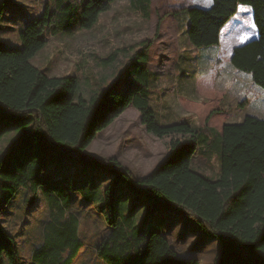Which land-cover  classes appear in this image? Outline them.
<instances>
[{"label": "trees", "instance_id": "1", "mask_svg": "<svg viewBox=\"0 0 264 264\" xmlns=\"http://www.w3.org/2000/svg\"><path fill=\"white\" fill-rule=\"evenodd\" d=\"M10 1L0 0V21ZM115 1L83 0L78 28L91 30ZM132 2L148 18L151 0ZM55 5L54 11L46 5L42 16L20 30L21 49L0 46V117L13 121V128L25 130L12 144L13 151L8 149L0 159V215L20 191L26 206L36 201L40 190L50 191L46 192L62 205L51 212L43 244L33 252L32 261L73 264L82 242L76 218L66 221L63 217L74 192L85 202L102 203L109 231L97 246V255L105 264H200L195 257L180 256L161 232H142L134 215L121 223L116 196L126 187L153 198L159 206L196 217L201 229L216 239L213 264H264V115L246 116L241 123L225 122L227 91L217 87L218 77L230 63L264 89V0H211L208 8L182 10L190 43L198 48L218 47L213 67L195 78L201 99L179 98L184 109L198 116L201 129L213 127L220 133V176L215 180L194 167L200 143L207 144L205 137L198 140L201 130L186 122L157 121L149 90L152 41L132 48L135 52L128 63L134 65L124 66L129 70L123 89L118 75L89 98L78 93V77H51L31 63L47 37H54L63 25L59 17L53 32L47 31L51 17L61 16L66 8L59 0ZM240 29H244L241 41L235 36ZM129 106L139 112L149 134L170 137L163 159L143 177H134L114 158L87 153L96 135ZM68 159L74 161L71 169L81 166L75 178L71 172L61 175ZM55 166L58 174L52 180ZM0 264H23L15 237L1 223Z\"/></svg>", "mask_w": 264, "mask_h": 264}, {"label": "rangeland", "instance_id": "2", "mask_svg": "<svg viewBox=\"0 0 264 264\" xmlns=\"http://www.w3.org/2000/svg\"><path fill=\"white\" fill-rule=\"evenodd\" d=\"M56 1L11 0L0 21V46L5 49H21L20 30L42 16L46 5L54 11ZM82 1L59 0L66 8L61 16L51 17L52 24L47 31L53 32L59 17L63 25L54 32V37H47L45 47L31 59V63L51 77H78V93L89 98L118 75L121 77L118 86L123 89L128 70L134 65V62L128 63L130 56L141 42L152 41L149 50V90L157 121L163 124L186 122L194 129L201 130L198 140L201 142V138L205 137L207 144L200 143L194 167L205 177L217 179L220 176V133L213 127L201 129L198 116L184 109L179 101L181 96L201 99L195 87V78L213 67L218 51L217 46L198 48L190 43L187 31L183 30L186 14L182 10L188 7L208 8L211 2L151 0L147 18L135 7L133 0H116L91 30H81L77 23ZM175 16H178L177 38L172 34ZM172 42L178 46V51H175ZM132 48L135 49L132 51ZM113 54L115 59L105 61ZM125 65L130 66L125 69ZM227 65L230 68L226 67L217 79V87L227 91L223 102V108L228 113L225 122L241 123L246 116L262 118L264 89L253 82L250 74L237 70L230 63ZM219 118H216V122L220 121ZM24 132L13 128V121L0 117V159L8 154V149ZM169 141L168 136L158 138L149 134L141 124L139 112L129 106L113 124L96 135L87 153L101 159L114 158L128 168L134 177H143L152 172L163 159ZM72 162L66 160L61 175L67 177L71 172L73 178L77 177L81 166L71 169ZM57 174L58 167L55 166L51 170V179L54 180ZM46 191L40 190L31 206L24 203V191L18 192L0 215V223L18 243L23 264H35L32 255L43 244L51 212L62 207L56 201L57 198ZM70 196L69 211L65 212L63 220L76 218L82 242V248L73 264H105L97 255V246L109 231L101 212L102 203L93 205L85 202L74 192ZM116 203L121 223H126L124 220L134 215L142 232H161L180 256L195 257L200 264H213L216 239L201 229L196 217L159 206L153 198L126 187L118 192Z\"/></svg>", "mask_w": 264, "mask_h": 264}, {"label": "crops", "instance_id": "3", "mask_svg": "<svg viewBox=\"0 0 264 264\" xmlns=\"http://www.w3.org/2000/svg\"><path fill=\"white\" fill-rule=\"evenodd\" d=\"M211 4V3H210ZM177 18H178V16H175V17H173V21H174V26H173V32H172V34H173V37H175V38H177L178 37V35H179V28H178V22H177ZM187 28H188V19H187V16H186V21H185V26H184V28H183V30H186L187 31ZM244 29H240L239 31H237V32H235V36L239 39V38H243L242 36H243V34H244ZM240 40V39H239ZM241 41V40H240ZM172 45H173V48L175 49V51H178V46H176L175 44H173V42H172ZM180 48V47H179ZM217 53H218V51H217ZM227 67V69H228V67H229V65H227L226 64V66H225V68ZM224 68V69H225ZM230 68V67H229ZM220 77V76H219ZM218 77V78H219ZM152 103V95H150V104Z\"/></svg>", "mask_w": 264, "mask_h": 264}, {"label": "snow or ice", "instance_id": "4", "mask_svg": "<svg viewBox=\"0 0 264 264\" xmlns=\"http://www.w3.org/2000/svg\"><path fill=\"white\" fill-rule=\"evenodd\" d=\"M211 2V0H209V3Z\"/></svg>", "mask_w": 264, "mask_h": 264}]
</instances>
